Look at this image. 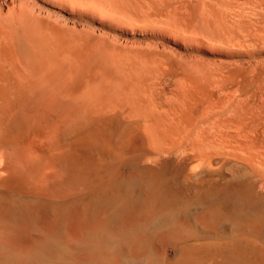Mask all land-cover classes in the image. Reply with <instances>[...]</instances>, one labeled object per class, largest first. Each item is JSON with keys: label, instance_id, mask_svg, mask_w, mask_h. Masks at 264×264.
I'll return each mask as SVG.
<instances>
[{"label": "bare ground", "instance_id": "6f19581e", "mask_svg": "<svg viewBox=\"0 0 264 264\" xmlns=\"http://www.w3.org/2000/svg\"><path fill=\"white\" fill-rule=\"evenodd\" d=\"M135 1L0 0V264H264V151L146 108L159 54L213 50Z\"/></svg>", "mask_w": 264, "mask_h": 264}, {"label": "rangeland", "instance_id": "374dc122", "mask_svg": "<svg viewBox=\"0 0 264 264\" xmlns=\"http://www.w3.org/2000/svg\"><path fill=\"white\" fill-rule=\"evenodd\" d=\"M139 4L137 2V0L134 2L133 7L139 10V12L142 11V14H146L145 12L148 9L150 10L151 8H147L144 6L145 9H143V0H138ZM141 1V4H140ZM155 5H156V0H154ZM162 1V2H160ZM157 0V4H159L158 6H156V8H153V14L155 16L158 15V17L160 18V20H163L164 18H166V20H169L171 17L172 19H170L169 21L172 20V22H176V17L178 16V20L180 21V24L178 23L177 25L180 26V30L185 31V33L182 30L183 34H189L191 35V33L193 34V31L195 33V35H204L206 36L205 38L210 42V48L213 51L207 52V53H199L196 54V56H198V61L196 60V58H194L193 54L190 53H186L185 51H183L181 54H183V58L180 57L182 60L185 58H187V60L184 59V61L181 62L180 58H173L170 54H159L160 56L166 58H164L165 63L168 62V65H170L169 71L167 73V71L165 73H163L165 76L160 75V77L157 76V79L154 78V84L152 85V80H150L151 83L148 82V87L150 90L154 89L155 86V90L153 92L152 90V94H150V96H148L147 102L144 101V104H150L149 102L151 101V104L153 105L152 108L151 104L147 105L146 108H152L151 110H166L167 112H169L170 110H190L188 115H191L190 117L188 116L189 123L187 124V130L192 129L191 131H188V134L190 132V134H195L198 130V132L203 131L204 135H208V136H212L215 135L217 136V134L221 135L223 132V137H228L227 139H229L230 141L232 140V142H242V143H246L247 145H249L248 147H250L251 149H256V150H262L264 151V26L262 27V25H264V9H262L264 7V0H230L228 2V0H205V2H203V0ZM217 1V2H216ZM227 1V2H225ZM251 1V2H250ZM165 2V3H164ZM189 2V3H188ZM203 2V3H202ZM208 4H207V3ZM238 2V3H237ZM137 3V6H135ZM180 3V4H178ZM191 3V4H190ZM194 5H193V4ZM207 6H206V4ZM225 3V4H223ZM244 3V5H243ZM252 3L254 6H252ZM258 3V4H257ZM143 4V5H142ZM165 4V5H164ZM183 4V6H182ZM196 4V5H195ZM203 4H205V6H203ZM218 4V5H217ZM228 4V5H227ZM234 4V5H233ZM237 4V5H236ZM257 4V5H256ZM154 5V7H155ZM175 5V6H174ZM179 5V6H178ZM191 5V7H190ZM222 5V7L220 6ZM227 5V6H226ZM242 5V6H241ZM248 5V6H247ZM250 5V6H249ZM140 6V7H139ZM162 6V7H160ZM172 6V7H171ZM182 6V7H181ZM203 6V7H202ZM214 6V7H213ZM218 6V7H216ZM240 6V7H239ZM244 6V7H243ZM246 6V7H245ZM152 7V6H151ZM159 7V8H157ZM177 7V8H175ZM188 7V8H187ZM190 7V8H189ZM196 7V8H195ZM225 7V8H224ZM227 7V8H226ZM229 7L231 9H229ZM187 11H185V9ZM205 8V9H204ZM209 8V9H206ZM216 8V9H215ZM223 8V9H222ZM241 8V9H239ZM247 8V9H245ZM261 8V10H260ZM136 9V10H137ZM141 9V10H140ZM173 9V10H172ZM189 9V11H188ZM210 9H212V11H210ZM214 9V10H213ZM220 11H219V10ZM228 11H227V10ZM235 11H233V10ZM253 9V11H252ZM259 9V10H258ZM137 10V11H138ZM156 10V11H155ZM175 10V11H174ZM180 10L181 12H183L182 10L185 11V16L184 14L182 16L186 17L185 18H181L182 20H180V16L178 15L180 14ZM196 10V12H195ZM231 10V11H230ZM237 10V11H236ZM240 10V11H239ZM151 11V12H152ZM155 11V12H154ZM179 12L177 14V12ZM210 11V12H209ZM242 11V12H241ZM248 11V13H247ZM259 13H258V12ZM150 12V11H149ZM158 12L160 14H158ZM163 12V13H162ZM175 12V13H174ZM209 12V13H208ZM226 12H228V14H226ZM233 12V13H232ZM237 12V13H236ZM239 12V13H238ZM245 12V13H244ZM254 12V14H253ZM256 12V13H255ZM206 13V14H205ZM232 13V14H231ZM243 13V14H242ZM258 13V14H257ZM143 14V15H144ZM148 14V11H147ZM157 14V15H156ZM194 14V15H192ZM197 14V15H196ZM208 14H210V18L208 16ZM239 14V15H238ZM240 14L242 15L240 17ZM251 14V15H250ZM188 15V16H187ZM207 15V16H206ZM212 15V16H211ZM214 15V17H213ZM226 15V16H225ZM228 15V16H227ZM234 15V16H233ZM247 15V16H246ZM257 15V16H256ZM161 16H163L164 18H162ZM167 16V17H166ZM191 16V17H190ZM232 16V17H231ZM239 16V17H238ZM250 16V17H249ZM253 16V17H252ZM174 17V18H173ZM204 17V18H203ZM158 18V19H159ZM193 18H195L193 20ZM200 20H199V19ZM213 18L215 20H213ZM218 18V19H217ZM223 18V19H222ZM233 18H237L236 21ZM217 19V20H216ZM233 19V21H232ZM240 19V20H238ZM243 19H246L243 20ZM177 20V22H179ZM187 20V21H185ZM200 23H199V21ZM208 20V21H207ZM226 23H223L224 21ZM228 20V21H227ZM263 20V21H262ZM185 21V22H184ZM206 21V22H205ZM257 21V22H256ZM259 21V22H258ZM176 22V23H177ZM187 22V23H186ZM193 22V23H192ZM206 24H205V23ZM217 22V25H216ZM236 24H235V23ZM240 22V24H239ZM245 22V23H244ZM256 22V25H255ZM221 23V24H220ZM230 23V24H229ZM253 23V24H252ZM188 24V25H187ZM205 24V25H204ZM209 24L212 26H209ZM234 26H232V25ZM247 24V25H246ZM251 24V25H250ZM185 25V27H184ZM187 25V26H186ZM192 25V26H191ZM207 25V26H206ZM214 25L215 28H214ZM228 25V26H227ZM250 25V26H249ZM255 25V26H254ZM261 25V26H260ZM182 26V27H181ZM205 26V27H204ZM222 26V27H221ZM257 26V28H256ZM188 27V30H187ZM191 27V28H190ZM217 27H220L217 28ZM229 27V28H228ZM236 27V29H235ZM255 27V28H254ZM261 27V28H259ZM191 30H190V29ZM195 28V29H194ZM202 28V29H201ZM209 28V29H208ZM223 28V29H222ZM234 28V29H233ZM194 29V30H192ZM212 29V31H211ZM240 29V30H239ZM244 29V30H243ZM246 29V30H245ZM251 29V30H250ZM216 32H215V31ZM225 32H224V31ZM239 30V32H238ZM258 30V31H257ZM260 30V31H259ZM197 31V32H196ZM203 31V32H202ZM207 31V32H206ZM210 31V32H209ZM214 31V32H213ZM256 31V32H255ZM209 32V33H208ZM219 32V33H218ZM224 32V33H223ZM249 32V33H248ZM262 32V33H261ZM203 33V34H202ZM215 35H213V34ZM218 33V34H217ZM236 33V34H235ZM247 34V35H246ZM253 34V35H252ZM257 36H256V35ZM259 34V35H258ZM211 35V37H210ZM213 35V36H212ZM217 35V36H216ZM229 35V36H228ZM232 35V37H231ZM241 35V36H240ZM223 36V37H222ZM227 36V37H226ZM213 37V39H212ZM220 37L222 39H220ZM231 37V38H230ZM247 37V38H246ZM249 37V38H248ZM254 37V38H253ZM263 37V38H262ZM210 38V39H209ZM218 39L220 41H218ZM229 39V40H228ZM240 39V42L239 40ZM216 40V41H215ZM224 40V42L222 41ZM252 40V41H250ZM244 41V42H243ZM239 42V43H238ZM248 45H247V43ZM213 43L215 45H213ZM222 43V44H221ZM233 43V44H230ZM243 43V44H242ZM221 44V45H220ZM225 44V45H224ZM242 44V45H241ZM239 46V47H238ZM250 46V47H248ZM227 47V48H226ZM231 47V48H230ZM245 47V48H243ZM224 48V49H223ZM235 48V49H234ZM243 48V49H242ZM247 48V49H246ZM219 49V50H218ZM190 55V56H189ZM192 55V56H191ZM171 56V57H170ZM182 56V55H181ZM195 56V57H196ZM161 57V58H162ZM170 57V58H169ZM190 57V58H189ZM191 57H193L194 59H192ZM160 58V61H163ZM168 58V59H167ZM173 58V59H172ZM179 59V60H178ZM204 61H202V60ZM207 59V61H206ZM171 60V61H170ZM175 60V61H173ZM190 60V61H189ZM196 60V61H195ZM211 60V62H210ZM163 61V62H164ZM167 61V62H166ZM178 61V62H177ZM190 62V63H188ZM208 64H207V63ZM162 63V62H161ZM188 63V64H187ZM198 63V64H197ZM223 65H222V64ZM180 64V66H179ZM193 64V67H192ZM172 65V66H171ZM182 65V67H181ZM184 65V66H183ZM189 65V66H188ZM180 68H179V67ZM198 66V68L196 69V67ZM205 66V67H204ZM216 66V67H215ZM223 66V67H222ZM175 67V68H173ZM186 70H183L185 69ZM194 70L193 74H192V69ZM176 72H174L175 70ZM225 69V70H224ZM171 70V71H170ZM183 70V71H182ZM189 70V71H187ZM196 70V73H195ZM224 70V71H223ZM181 71V72H180ZM208 71V72H207ZM174 72V73H173ZM180 72V73H179ZM191 72V73H190ZM204 72V73H203ZM214 72V73H213ZM228 72V73H227ZM236 72V73H235ZM184 73V74H183ZM188 73V74H186ZM190 73V74H189ZM177 74V75H175ZM197 74H201V75H197ZM205 76H204V75ZM209 74V75H208ZM213 76H212V75ZM221 74V75H220ZM243 74V75H242ZM193 75V76H192ZM220 75V76H219ZM176 76V77H175ZM182 76V77H181ZM191 76V77H190ZM209 76V77H208ZM163 77V78H162ZM173 77V78H172ZM184 77H188V78H184ZM198 78V79H202L205 80V82L200 80V82L203 84L201 89L198 93L195 92L194 90H189L188 86L185 84L186 82L183 80H187L190 78ZM201 77V78H200ZM224 77V78H223ZM183 82L184 85H180L181 80ZM207 78V79H206ZM219 78V79H218ZM157 80V81H156ZM171 80V81H170ZM213 80V81H212ZM199 81V80H198ZM156 82V84H155ZM245 82H247L249 85H247ZM160 83V84H159ZM178 83V84H177ZM200 83V86H201ZM216 83V84H215ZM224 83V84H223ZM151 88H150V86ZM159 84V85H157ZM182 84V83H181ZM213 84V85H212ZM156 85L158 86L156 88ZM180 85V86H179ZM205 85V86H204ZM208 85V87H207ZM221 85L223 88H221ZM246 85V86H245ZM153 86V87H152ZM185 86V89H184ZM187 86V88H186ZM214 89H211V87ZM217 86V87H216ZM162 89H161V88ZM177 87V88H176ZM179 87H182L183 90L181 91ZM207 87V88H206ZM240 87V88H239ZM164 88V89H163ZM172 88V90H171ZM176 88V89H175ZM217 88V89H216ZM225 88V89H224ZM240 91H238L237 89ZM162 91H161V90ZM179 89V90H178ZM187 89V91H185ZM176 90V91H175ZM242 90V91H241ZM180 91V92H179ZM191 92L190 94H184V93H188ZM215 93H214V92ZM161 92V93H159ZM174 92V93H173ZM176 92V93H175ZM209 92V93H208ZM212 92V93H211ZM220 92V93H219ZM230 92V93H229ZM233 92V95H232ZM239 92V93H238ZM165 93V94H164ZM195 95H194V94ZM214 93V94H213ZM156 94V95H155ZM173 94V96H172ZM238 94V95H237ZM167 95V96H166ZM190 95V96H188ZM208 95V96H207ZM212 95V96H211ZM215 95V96H213ZM227 95V96H225ZM231 95V96H230ZM241 97H240V96ZM182 96V97H181ZM186 96V97H184ZM221 96V98L219 97ZM146 97V96H145ZM152 97V99H154L153 102L152 100H150ZM154 97V98H153ZM171 97V98H170ZM176 97V98H175ZM184 97V98H183ZM190 97V98H189ZM230 97V101L228 100V98ZM240 97V100H239ZM150 98V99H149ZM168 98V99H167ZM196 98V99H195ZM203 100H202V99ZM211 98V100H210ZM220 98V99H219ZM184 99V100H183ZM190 99V100H189ZM195 99V100H194ZM200 99V100H199ZM219 99V100H218ZM233 99H234V103H233ZM162 101V102H161ZM166 101H168L166 103ZM177 101V102H176ZM184 101V102H183ZM198 101H201L198 102ZM212 101V102H211ZM216 101V102H215ZM229 101V102H227ZM161 102V103H160ZM174 104L172 105L171 104ZM182 102V103H181ZM194 102V103H192ZM154 103V104H153ZM169 103V104H168ZM184 103V105H183ZM186 103V104H185ZM198 103V104H197ZM220 103V104H219ZM224 103V104H223ZM229 103V104H228ZM165 104V105H164ZM209 106H208V105ZM214 106H213V105ZM233 104V105H232ZM155 105V106H154ZM157 105H159L157 107ZM161 105V106H160ZM219 105V106H218ZM229 105V106H227ZM181 106V107H180ZM190 106V107H189ZM193 106V107H192ZM207 106V107H206ZM213 106V107H212ZM173 107V108H172ZM176 107V108H175ZM186 107V108H185ZM215 107V108H214ZM224 107H226L224 109ZM149 108V109H150ZM192 108V109H191ZM213 110V112L211 111V109ZM235 108V109H234ZM169 109V110H168ZM209 110L211 111L209 113ZM225 110V113H223V111ZM239 110V111H237ZM195 111V112H194ZM210 114H208L207 112ZM260 111V112H259ZM236 112V113H235ZM244 112V113H243ZM194 114V116H193ZM208 114V115H207ZM226 114V116H225ZM235 114V115H234ZM238 114V115H237ZM260 114V115H259ZM216 115V116H215ZM233 117H232V116ZM203 116V117H202ZM235 116V117H234ZM237 116V117H236ZM240 116V119H239ZM208 117V118H207ZM219 117V118H217ZM226 117V118H225ZM230 117V118H229ZM246 117V118H245ZM259 117V118H258ZM192 118V119H190ZM194 118V119H193ZM203 118V119H202ZM225 118V119H224ZM243 118V119H241ZM254 119V121L252 120ZM199 120V121H197ZM211 120V121H210ZM215 120V121H214ZM220 120V121H219ZM241 120V121H240ZM249 120V121H247ZM262 120V121H261ZM191 121V122H190ZM214 121V122H213ZM225 121V122H224ZM240 121V122H239ZM245 121V122H244ZM261 121V123H259ZM211 122V123H210ZM232 122V123H230ZM244 124H243V123ZM249 124H248V123ZM192 123V124H191ZM196 123V124H194ZM204 123V124H203ZM209 123V125H208ZM216 125H215V124ZM223 123V124H222ZM228 123V124H227ZM237 123V124H236ZM221 124V125H220ZM201 125V127H200ZM223 125V128H222ZM238 126V128L236 126ZM242 125V126H241ZM244 125V127H243ZM263 125V126H262ZM194 126V127H192ZM197 126V127H196ZM219 126V127H218ZM225 126V128H224ZM233 126V127H232ZM235 126V127H234ZM204 127V128H203ZM209 127V128H208ZM221 127V128H220ZM242 127V128H241ZM251 127V128H250ZM212 128V129H211ZM214 128V129H213ZM216 128V131H215ZM196 129V130H195ZM221 129V130H220ZM233 129V130H232ZM238 129V130H237ZM246 129V130H245ZM186 130V131H187ZM242 130V131H241ZM250 130V131H249ZM258 130V132H257ZM195 131V133H194ZM212 133H211V132ZM214 131V132H213ZM219 131V132H218ZM222 133H221V132ZM238 131V132H237ZM263 131V132H262ZM217 132V134L215 133ZM227 132V133H226ZM234 134V135H232ZM240 132V133H239ZM202 133V132H201ZM210 133V134H209ZM221 133V134H220ZM245 133V134H244ZM247 133L249 135H247ZM253 135H252V134ZM228 134V135H227ZM241 134V135H240ZM245 136H244V135ZM196 135V134H195ZM235 139H234V137ZM239 136V138H238ZM241 136V137H240ZM243 136V137H242ZM249 136V137H248ZM253 136V138H252ZM237 138V139H236ZM260 138V139H259ZM242 139V140H241ZM244 139V140H243ZM259 139V140H258ZM249 140V141H248ZM252 140V141H251ZM255 142H254V141ZM263 140V141H262ZM247 141V142H246ZM249 143V144H248ZM253 143V145H252ZM255 143V144H254ZM251 145V146H250ZM254 146V147H253ZM248 154V153H245ZM253 157H257V156H253ZM250 160L251 163L253 164V166L255 167H259L260 169L264 168V164H262V162L259 161V158L257 160ZM253 159V158H252ZM256 161V162H254ZM256 163H258V165H256ZM262 165V167H261ZM264 170V169H263Z\"/></svg>", "mask_w": 264, "mask_h": 264}]
</instances>
